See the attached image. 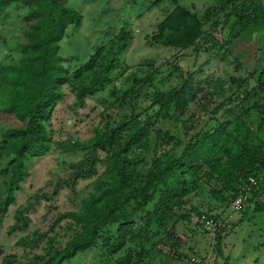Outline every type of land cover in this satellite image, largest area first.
<instances>
[{
  "label": "trees",
  "instance_id": "1",
  "mask_svg": "<svg viewBox=\"0 0 264 264\" xmlns=\"http://www.w3.org/2000/svg\"><path fill=\"white\" fill-rule=\"evenodd\" d=\"M70 1L0 0V15L12 4L23 3L28 8L24 17L25 43L20 45L18 64L0 63V114L5 119H15L13 126H0V159L3 152L8 158L2 171L10 178L9 193L0 213H5V208L16 201V193L30 175L27 163L32 158L52 152L84 153L83 159L73 165L74 185L98 176L99 165L105 167L102 178L99 177L94 185V192L82 201L80 212L61 217L73 220L71 231H74L65 246L57 249L45 264L72 261L79 254L97 249L99 242H103L102 249L117 254L129 241L152 240L153 230L155 235L166 232L167 241L173 239L171 222L177 216L176 209L185 208V198L199 188L194 187L199 179L220 183L224 190L233 191L234 197L249 177H261L255 197L262 198L264 152L261 146L251 142L252 131L246 123L252 113L257 112L259 127H264V95L253 101L258 90L264 91L262 87L245 90L242 97H230L228 102L221 103L213 114L236 100L241 101V107L238 113L231 112V119L219 123L216 128L194 134L197 115L189 114L191 104L200 102L199 106L207 112L218 93L207 92L199 97L205 89L194 73L180 76L181 82L169 91H162L155 84L154 73L143 79L134 74L131 87L121 96H116L114 89L116 99L110 108L100 112V122L87 142L55 139L49 127L58 104L65 101V89L70 88L74 94L72 110L77 112L78 108L86 107L88 98L103 93L112 84L119 55L132 39L128 27L122 28L113 39L105 35V41L94 49L85 66L71 71L60 55L61 42L71 26L78 29L82 25L83 17L70 7ZM162 3H171L174 8L167 13L151 40L174 49H191L197 58L208 53L209 59L198 73L214 60L225 61L228 48L243 34L256 39L264 32V0H243L240 4L237 0H218L203 19L180 5L178 0H153L147 9ZM221 13H226L224 19L219 17ZM221 26L229 30L225 42L214 35ZM236 82L233 79V83ZM222 84L218 82L216 89L222 90ZM245 85L241 83L235 94L242 92ZM150 88L152 92L148 93ZM147 100L149 103H145ZM113 106L119 112H115ZM156 106L157 113H150ZM125 107L130 109L129 114L124 113ZM187 114L188 119L182 121ZM165 121L181 122L187 130L189 140L178 158L173 159L170 154L181 141L165 129ZM151 130L155 133L153 145ZM150 152L152 158L149 160ZM156 195L153 210L142 217L145 221L142 234H136L135 216L145 212ZM259 202L255 205L256 212L264 211V205ZM181 218L185 221L189 217ZM115 224L119 226L116 238L103 237L104 229ZM221 235L219 232L217 250L223 256ZM155 244L152 243L154 247ZM148 253L142 245L138 253L140 261L135 263L125 258L116 264H138ZM103 254L108 256L105 251Z\"/></svg>",
  "mask_w": 264,
  "mask_h": 264
},
{
  "label": "rangeland",
  "instance_id": "2",
  "mask_svg": "<svg viewBox=\"0 0 264 264\" xmlns=\"http://www.w3.org/2000/svg\"><path fill=\"white\" fill-rule=\"evenodd\" d=\"M152 1H70V7L79 11L83 17L82 25L78 29L71 26L61 42L60 55L71 71L85 66L94 49L105 41V35L108 39H113L122 28L128 27L132 39L128 48L119 55L118 68L112 73V84L103 93L88 98L86 107L78 108L77 112L72 110L74 94L70 88L65 89V101L58 104L51 120L52 126L49 127L56 140L73 138L87 142L100 122V112L110 108L116 99L114 89L117 91L116 96H121L131 87L134 74L143 79L147 74L154 73L155 84L162 91H169L181 82L180 76L186 77L188 73H194L195 79L205 89L199 97L207 92L218 93L207 112L199 106L200 102L191 104L189 114L197 115L194 134L214 129L219 123L231 119V112L238 113L241 101L236 100L213 114V110L224 101L228 102L230 97H242L245 90H258V87L264 90V32L256 39L250 34H243L228 48L225 61L214 60L198 73L209 59L208 53L197 58L191 49H174L155 44L151 40L167 13L174 8L171 3H162L148 10ZM217 1L178 0L180 5L201 19L216 6ZM237 1L240 4L243 0ZM27 13L28 8L23 3H17L0 15V63L3 65H17L20 60L19 48L25 43L24 17ZM225 14L221 13L219 17L224 19ZM219 29L214 35L219 41L225 42L229 30L223 26ZM233 79L237 82L233 83ZM218 82L223 83L222 90L216 89ZM243 82L246 83L244 89L235 94ZM209 83L213 84L208 85ZM147 92L151 93L152 89ZM263 95L264 91L258 90L253 101ZM113 110L119 112L116 106H113ZM123 110L127 114L131 112L128 107ZM158 110L156 106L150 113L155 114ZM187 119L188 114L182 117V121ZM14 121L15 119H5L0 114L2 128L13 126ZM246 123L252 131L251 142L255 146H261V151L264 152V127H259L257 112H253ZM163 124L173 137L181 141V145L170 154L171 158H178L189 140L185 125L174 121H165ZM151 132L150 140L153 145L155 133L153 130ZM230 132L234 133V127L230 128ZM83 157L82 152L71 155L52 152L29 160L27 165L30 175L16 193V201L5 208V213H0V264H45L57 249L65 246L74 231H71L73 220L61 217L80 212L82 201L94 192L96 181L105 171V167L99 165L98 176L80 180L74 185L71 177L73 165ZM151 158L152 152L148 154V159ZM7 160L3 152L0 159V209L9 193L10 178L2 171ZM187 180L191 183L190 175ZM196 186L199 188L185 198V208L176 209L177 216L171 222L173 239L167 241L166 232L155 235L153 230L152 240L142 242L134 239L117 254L110 253L109 249H102L103 242H99L97 249L79 254L64 264H116L125 258L136 263L140 261L138 253L142 245L149 253L138 264H264V211L256 212L252 206L247 211L235 212L230 207L235 193L229 189L224 190V186L216 181L199 179L194 187ZM156 199L157 195L145 212L135 216L136 234H142V227L145 225L142 217L153 210ZM259 203L264 205V196ZM201 215H208L215 220L216 225L206 228ZM181 217L189 218L184 221ZM118 227L116 224L108 226L102 233L103 237L115 239ZM219 232H222L220 240L223 256L217 250ZM153 242L157 243L155 247ZM104 251L108 256L103 254Z\"/></svg>",
  "mask_w": 264,
  "mask_h": 264
},
{
  "label": "built area",
  "instance_id": "3",
  "mask_svg": "<svg viewBox=\"0 0 264 264\" xmlns=\"http://www.w3.org/2000/svg\"><path fill=\"white\" fill-rule=\"evenodd\" d=\"M261 177L251 176L249 179L243 183L241 190L236 194L231 201V208L238 213L247 211L252 206L255 208L257 202L261 200V197L256 198L255 195L259 189V183L261 182ZM202 223L206 228H212L216 225L215 220L208 219L206 216L201 217Z\"/></svg>",
  "mask_w": 264,
  "mask_h": 264
},
{
  "label": "water",
  "instance_id": "4",
  "mask_svg": "<svg viewBox=\"0 0 264 264\" xmlns=\"http://www.w3.org/2000/svg\"><path fill=\"white\" fill-rule=\"evenodd\" d=\"M0 255H2V251H0Z\"/></svg>",
  "mask_w": 264,
  "mask_h": 264
}]
</instances>
